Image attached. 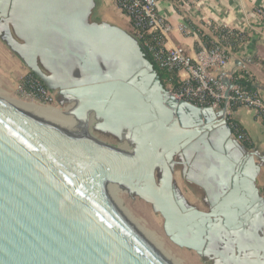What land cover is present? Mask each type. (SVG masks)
I'll return each instance as SVG.
<instances>
[{
  "label": "water",
  "instance_id": "water-1",
  "mask_svg": "<svg viewBox=\"0 0 264 264\" xmlns=\"http://www.w3.org/2000/svg\"><path fill=\"white\" fill-rule=\"evenodd\" d=\"M94 7L95 0H0V36L12 52L50 90L88 101L77 119L89 122L94 112L116 134L127 130L133 145L123 151L78 138L0 99V264H169L112 203L107 180L150 200L179 246L211 257V248L234 244L235 264L245 248L262 251L264 264V196L252 153L224 163L231 149L243 150L227 105L176 98L138 40L93 21ZM180 148L217 163L214 182L226 188L212 195L209 211L188 207L171 184L169 158Z\"/></svg>",
  "mask_w": 264,
  "mask_h": 264
},
{
  "label": "crops",
  "instance_id": "crops-1",
  "mask_svg": "<svg viewBox=\"0 0 264 264\" xmlns=\"http://www.w3.org/2000/svg\"><path fill=\"white\" fill-rule=\"evenodd\" d=\"M261 10H264V0H158V13L171 26L165 36L168 48L184 47L195 61L207 66L208 71L218 75L224 83L232 82L236 74L245 76L253 90L264 96V15ZM97 11L104 20L114 19L125 30L132 27L131 20L115 0H95L92 14ZM182 26H187L190 32L182 31ZM223 28L244 33L242 42L233 44L230 33L225 35ZM2 42L0 39V45L4 44ZM214 46L228 52L225 66L212 64L210 55ZM9 51L10 55L14 53ZM181 75L187 73L182 71ZM229 119H233L248 138L249 146L240 142L241 155L252 153L255 185L264 195V118L253 109L237 106Z\"/></svg>",
  "mask_w": 264,
  "mask_h": 264
},
{
  "label": "built area",
  "instance_id": "built-area-1",
  "mask_svg": "<svg viewBox=\"0 0 264 264\" xmlns=\"http://www.w3.org/2000/svg\"><path fill=\"white\" fill-rule=\"evenodd\" d=\"M120 8L131 20V34L138 40L141 46L151 56L158 68L167 71L169 77L166 79L167 89L176 98L184 99L196 106H212L222 109L227 105L228 120L234 107L243 106L257 111L264 118V96L259 91L248 89L236 82L224 83L218 75L208 71L207 66L195 61L182 46L168 48L165 36L171 26L158 13V0H115ZM260 13L264 15V10ZM181 30L189 33L187 26ZM225 35L231 31L223 28ZM211 62L225 66L228 62V52L220 47L214 46L211 50ZM182 71L187 73L182 76ZM175 80L177 81L175 83ZM28 84L34 94L39 95L44 103L53 100L51 91L45 84L34 75L24 82ZM45 105V104H43ZM49 105V104H48ZM232 134L238 141L248 140L246 134L240 131L237 124L230 123Z\"/></svg>",
  "mask_w": 264,
  "mask_h": 264
},
{
  "label": "rangeland",
  "instance_id": "rangeland-1",
  "mask_svg": "<svg viewBox=\"0 0 264 264\" xmlns=\"http://www.w3.org/2000/svg\"><path fill=\"white\" fill-rule=\"evenodd\" d=\"M91 19L93 21L100 22L109 21V23L117 25L114 19L104 20L105 18L100 16L98 11L95 12V14H92ZM127 31L131 33V29L128 28ZM0 39L2 38L0 37ZM2 41L4 44L0 45L1 94H6L16 101L25 104H28L29 102L45 105L49 104L54 107H58L55 109L60 112L65 111L66 108H69L72 103H74L76 104V107L69 108V111L75 117H78V114H86L85 104L88 101L75 98V100L71 102L68 97L60 95L58 91L50 90L53 100L48 103H44L41 101L39 95L34 94L31 90V87L28 85H32L31 83L27 82L25 86H23L24 82L32 78L34 75L18 55L15 53H13L15 55L12 53V55L9 54V50L11 49L7 46L3 39ZM89 119V132L99 141L113 147H124V144L131 143L127 130L116 134L113 129L104 125L105 121L103 119L96 118L95 113L90 116ZM228 125L231 129L229 120ZM176 168L177 170L174 172L173 184L177 187L178 194L183 197L188 204L206 209V204L203 202L206 197L204 187L194 183L191 178L189 180L184 179L181 173L182 168L180 166H177ZM155 174L157 179H161L162 170L157 168ZM261 195L264 196L263 194ZM116 196L121 208H123L126 213L131 216V218L138 222L143 229L153 233L155 239L160 243V248L165 256L172 257L179 264H213L209 258L200 255L195 250L179 246L171 240L165 230L164 218L156 210L154 204L150 200L140 196L137 192H132L130 190H119Z\"/></svg>",
  "mask_w": 264,
  "mask_h": 264
},
{
  "label": "bare ground",
  "instance_id": "bare-ground-1",
  "mask_svg": "<svg viewBox=\"0 0 264 264\" xmlns=\"http://www.w3.org/2000/svg\"><path fill=\"white\" fill-rule=\"evenodd\" d=\"M0 99L12 106L13 108L19 110L20 112L37 119L38 121L55 127L59 130H62L68 134L74 135L78 138L88 139L95 142H100L98 139L94 138L88 129V122L81 121L77 119L70 111L69 108L76 107L74 103L69 108H66L65 111H58L52 105H43L35 102H29L28 104L21 103L15 99L7 96L6 94L0 93ZM76 102V101H75ZM31 104V105H30ZM94 115V112L89 113V117ZM126 147L117 148L123 151H131L133 145L131 143H126ZM111 175H115L114 172H111ZM106 191L116 208L120 211L126 221L140 234V236L146 240L155 251H157L169 264H179L175 259L169 256H165L161 250L160 243L155 239L153 233L143 229L138 222H136L131 216H129L126 211L121 208L118 198L116 196L119 190H128L125 187H122L120 184L107 180L105 184Z\"/></svg>",
  "mask_w": 264,
  "mask_h": 264
},
{
  "label": "flooded vegetation",
  "instance_id": "flooded-vegetation-1",
  "mask_svg": "<svg viewBox=\"0 0 264 264\" xmlns=\"http://www.w3.org/2000/svg\"><path fill=\"white\" fill-rule=\"evenodd\" d=\"M60 95L67 97L66 95H63V94H60ZM187 153H184L183 150L180 148L179 152L174 151L171 155V158H169L173 162L171 184L174 186L178 197L182 199L188 207L193 206L199 210L209 211L211 208V202L214 200V197L212 195L221 192L222 188H226V186L219 187L214 182V177L212 176L213 168L211 164L214 163L215 165L217 163L214 161L212 156L210 157L211 158L210 159L211 164H210L206 156L203 153H201V151H199L198 153L189 154V155ZM233 154H235L238 157L241 156V152L231 149L229 155L227 154L224 155L225 164H228V165L233 164L234 162L233 157H232ZM166 162L169 163V160L167 159ZM177 166H180L182 168L181 173L184 179L189 180L191 178L194 183L199 184L200 186L204 187L206 197H205V201L203 202L204 204H206V209L188 204L185 201V199L178 194L177 187L175 186V184H173L174 172L177 170L176 168ZM161 179H162V175H161ZM161 179H158V180H161ZM247 243L248 241H246L244 244H247ZM230 247H234V244H231L230 246H227L223 249L222 248H211L212 251H214L215 253L211 254V257L209 256H204V257L209 258L213 262V264H216L217 259L221 260L223 264H235V262L232 261L231 258H232L233 251L237 253V248H230ZM220 250L226 253V257H227L226 261L222 260L220 255L217 254V252H219ZM261 255H263L262 251L256 252L253 249L245 248L241 251L239 264H258V262L262 260Z\"/></svg>",
  "mask_w": 264,
  "mask_h": 264
},
{
  "label": "trees",
  "instance_id": "trees-1",
  "mask_svg": "<svg viewBox=\"0 0 264 264\" xmlns=\"http://www.w3.org/2000/svg\"><path fill=\"white\" fill-rule=\"evenodd\" d=\"M244 37V33H239V32H237V31H231V34H230V38L229 39H231V42L234 44V42L237 44H240L242 41H241V39ZM143 48V47H142ZM143 50H144V52L146 53V56H147V58L154 64V67H155V69H156V71L158 72V75H159V77H160V80H161V82H162V84H163V86L165 87V88H167V83H166V79L169 77V73H167V71H165V70H162V69H160V68H158L157 67V65L153 62V60H152V58H151V56L148 54V52L143 48ZM33 75H35L33 72H31ZM239 76V74H236L234 77L235 78H237L236 79V82L237 83H239L240 85H242V86H245V87H247L248 89H254L253 87H252V85H251V82L249 81V80H247L246 78H245V76H243V77H238ZM177 81L175 80V83H176ZM229 122L231 123H234V124H236V122L233 120V119H230L229 120ZM239 127V126H238ZM240 128V127H239ZM231 130H232V128H231ZM240 131H242L241 130V128H240ZM243 132V131H242ZM247 146H249V144H248V140H244L243 141Z\"/></svg>",
  "mask_w": 264,
  "mask_h": 264
}]
</instances>
